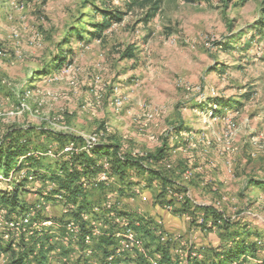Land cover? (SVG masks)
I'll use <instances>...</instances> for the list:
<instances>
[{
	"label": "rangeland",
	"instance_id": "1",
	"mask_svg": "<svg viewBox=\"0 0 264 264\" xmlns=\"http://www.w3.org/2000/svg\"><path fill=\"white\" fill-rule=\"evenodd\" d=\"M130 2L0 0V143L8 131L24 129L35 149L45 148L48 134L97 132L127 152L164 149L165 158L149 167L200 205L220 202L219 211L243 236L251 232L246 239L264 258V187L251 183L264 185V0H160L152 18L150 3ZM101 10L121 20L96 36ZM18 183H0V192ZM23 188L19 195L33 203L37 192ZM144 192L152 200L126 199V211L143 209L169 234L181 233L153 211L182 215L165 211L153 187ZM196 230L216 236L207 246L195 231L181 233L204 247V258L223 250L218 230ZM0 258L11 264L10 255Z\"/></svg>",
	"mask_w": 264,
	"mask_h": 264
},
{
	"label": "built area",
	"instance_id": "2",
	"mask_svg": "<svg viewBox=\"0 0 264 264\" xmlns=\"http://www.w3.org/2000/svg\"><path fill=\"white\" fill-rule=\"evenodd\" d=\"M53 79L58 78L53 76ZM148 118L151 119L149 116ZM234 126V123H229V129H234ZM231 134L233 135V132H227L225 136ZM102 136V132H97L89 136H81L84 142L70 140L65 145L48 140L44 149L32 148L27 155L20 158L19 164L30 156L37 158L49 156L55 162L64 160L68 162L70 172L77 171L80 174L79 184L85 189L105 186L106 191L101 199L92 203L89 209L79 213V204L69 201L68 192L57 191V184L44 178L45 175L50 174L49 172L23 167L17 174H14V171L9 175L0 173V183L22 182L31 189V192H37L35 193L37 198L29 209L19 215L13 213L7 218V211L0 210V232H2L0 236L3 240L17 249L22 240L28 242L30 237L39 239L47 237L45 247L52 249L47 254L46 264H160L162 252H149L146 240L135 228V225L140 224L141 218L148 219L145 216L146 212L137 207L138 210L134 211V215L126 213L125 200L126 195L129 194L127 189L123 193L120 189L127 186L120 185L118 177L111 173L110 155L102 156L90 166L86 163L80 164L74 159L84 152L93 157L94 150L104 145ZM120 153H126V150L120 148ZM131 154L134 157L144 155L139 151H132ZM129 176L131 181H140L139 184L131 187L129 199L148 200L147 195L143 193V188L147 185L143 178L147 175L142 178L137 176L135 170H130ZM167 196L173 200V203H164L162 206L165 211L173 212L185 197H189L194 205H200L194 201L190 191L176 192L169 187ZM209 205L220 210L221 203ZM75 213H78V216H75ZM183 217L189 224L193 220L188 214ZM152 220L154 221L149 228L156 233L161 244H170L171 254L176 255L179 264H188V261L194 258L204 259L203 252L200 251L204 247L200 248L199 244L193 242L192 237L182 239L181 233L169 234L160 219ZM197 220L200 225H206L203 231L218 230L213 219H205L204 215H201ZM191 235L196 236L194 233ZM103 238H110V243L99 246Z\"/></svg>",
	"mask_w": 264,
	"mask_h": 264
},
{
	"label": "trees",
	"instance_id": "3",
	"mask_svg": "<svg viewBox=\"0 0 264 264\" xmlns=\"http://www.w3.org/2000/svg\"><path fill=\"white\" fill-rule=\"evenodd\" d=\"M130 5H145L150 3L152 5L153 13L148 14L150 18L154 17L155 12L159 9L160 0H130ZM190 1V0H189ZM99 8H95L93 11L97 12ZM103 13V20L101 23H95L94 29L96 36H100L101 32L108 29L113 21L121 20L118 16V12H112L109 10H101ZM76 31L74 30L73 33ZM261 37H264V30H261ZM264 40V38H262ZM249 45V44H248ZM133 56L132 54H127V57ZM62 63L56 64V69H61ZM219 106L224 105V101L216 98V104ZM218 109L215 110V112ZM214 112V114H216ZM27 131L24 129H17L15 131H8L5 135V139L0 143V173L9 175L11 172L17 174L19 170L23 167L29 168H39L49 172L44 176V178L55 182L57 184V191L65 190L68 192V199L70 202L78 203V213L82 210H87L90 205L94 203L97 199L94 198V193L100 191V195L105 193V186H100L94 189H85L81 184H79L80 174L77 171L70 172L68 168L67 161H53L51 158L48 161H44V157L37 158L35 156H30L26 160L20 162L22 156L27 155L33 147H31L30 140L26 138ZM48 140L55 141L60 145H65L70 140L84 142L81 136H75L69 133H53L48 134ZM24 138V139H23ZM36 148V147H35ZM34 148V149H35ZM39 148V147H38ZM121 146L119 144L110 142H104V145L96 148L94 150V156L90 157L85 152L74 159L80 164L86 163L90 166L95 163L97 159H100L104 155H110L112 158L111 162V173L118 177L120 185H125L127 188L121 187L120 191L123 193L125 189L127 191L132 190V186L139 184L140 181H131L129 178L130 170H136L137 176L147 175L146 180L148 187H153L155 190V200L156 202H166L173 203L172 199L167 196V191L169 187H172L176 192H186V188H181V186H176L175 182L172 181L167 173L163 174L160 171L153 170L148 164L155 161H161L165 158L164 149H159L155 154H148L143 156L134 157L131 152L120 153ZM49 164V165H47ZM53 165H57L56 169L52 168ZM46 169H44V168ZM49 169V170H47ZM55 169V170H54ZM16 183V182H14ZM253 185L263 186L262 182H251ZM23 183L15 184V189L12 192H0V210L5 209L7 211L6 217L9 218L13 213L21 214L29 209L32 203L25 204V199L19 195V190L23 188ZM157 185V186H153ZM24 189V188H23ZM159 189L161 190L159 192ZM22 190V189H21ZM160 200V201H159ZM175 213L178 215H191L192 222H190L191 227L198 225L202 230L206 229V225H200L198 223V217L204 215L205 219H213L217 225L219 236L225 240L223 250L214 252V256L205 257L204 259H191L188 264H264V258H258V248L260 246L257 243H250L247 236L251 234L247 230L245 236L238 231L239 225H236L232 220L224 216L219 210L215 209L213 205H194L189 197H185L183 202L174 209ZM75 213V216H78ZM140 219V218H139ZM154 220H146L141 218L140 224L135 228L141 233V236L147 241V247L152 245L155 247L154 251L162 252V259L160 264H179L178 258H174L170 251V244H161L159 238L156 234H152L151 224ZM241 233V234H240ZM156 235V236H155ZM236 235V236H235ZM28 242L22 240L19 248H14L11 243L5 241L0 236V257L3 253L11 256V264H46L47 254L52 249V247L46 248L45 245L48 238H35L30 237ZM110 243V238H103L100 245ZM40 244V246H39ZM223 260H221V259ZM1 259V258H0ZM255 259L254 262H252ZM144 264V263H141Z\"/></svg>",
	"mask_w": 264,
	"mask_h": 264
},
{
	"label": "crops",
	"instance_id": "4",
	"mask_svg": "<svg viewBox=\"0 0 264 264\" xmlns=\"http://www.w3.org/2000/svg\"><path fill=\"white\" fill-rule=\"evenodd\" d=\"M146 186H148V185H146ZM143 189L145 191L146 189H148V187H145ZM200 192H197V193H200ZM147 193L148 192H144V194L147 195L148 200L150 202L152 200V194H151V192H149L151 194V196H150ZM128 196L130 197V194L129 195H126L127 199L129 200L128 203H132V202L135 201V200L133 201V200L129 199ZM125 204H126V202H125ZM134 211H136V210H134ZM153 212H154V214L157 213V212L158 213H161L162 212L161 215H163V219H164L167 227L170 228L174 232H181V233H183L185 231V228L186 227L189 228L190 232H194V230H196V229H194V230L191 229V226L189 225V223L185 220V218L183 216L180 217V216H177L175 214H171V213H168V212L160 211V209H156ZM126 213L131 214V215H134L133 213H130V212H127V211H126ZM195 232H196L195 233L196 236H200V240L202 238L201 245L205 244V245L208 246L210 243H214V245H215V242L217 240H215V237L216 236L213 235L212 233H210V232L209 233H201L198 230L195 231Z\"/></svg>",
	"mask_w": 264,
	"mask_h": 264
}]
</instances>
